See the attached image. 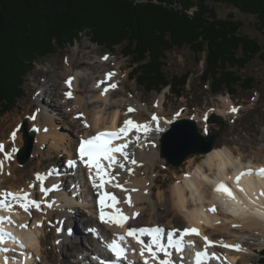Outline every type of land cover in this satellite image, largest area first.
I'll list each match as a JSON object with an SVG mask.
<instances>
[{
    "label": "bare ground",
    "instance_id": "6f19581e",
    "mask_svg": "<svg viewBox=\"0 0 264 264\" xmlns=\"http://www.w3.org/2000/svg\"><path fill=\"white\" fill-rule=\"evenodd\" d=\"M84 45L86 46H84V49H86L88 46L87 44ZM78 59L84 60L83 63L85 64L88 63L85 54L82 56L78 55ZM92 65L93 68L99 70L104 67L106 68L105 72H89L87 68L88 73L85 74V80L86 82L88 81L86 84L88 97L86 99L82 98L78 93L80 87L79 77L76 75L75 77L73 75L67 76L64 83H59V81L55 80L54 76L46 85V93L51 97V102L53 103L49 106L51 111L47 113H37V120H35V122H33V120L30 125H27L29 128L34 126L38 127V132L34 136L36 139V146L38 147L35 148V153L38 159H42L45 155V141L50 139L49 136H51L53 132L54 115H52V113L59 115L62 119H65V121L67 120V123L64 121H61V123H66L64 126L65 130L72 132L78 140L90 138L93 134H96L102 129L108 130L109 128L120 126L127 118L138 119L141 125L143 123H149L152 127L151 131L145 133L143 130H140L136 135L124 142L127 144L126 151L130 159L124 160L120 158L119 162L125 164L126 167L117 169L113 179V181L121 180L123 189L128 190L125 192L121 187L115 186L117 190H121L125 193L123 194L121 202H123L125 208L131 210V220H128L125 227L120 229L115 226L108 227L99 225L97 223L95 203L91 201L90 195H85V192H77L80 187H77L75 191L70 189L65 186L64 182H60L55 175L51 176L47 184L40 182V179L37 183L34 180L30 183H26V180H23L24 182L21 184L19 183L17 186H10L9 191H21L26 189L32 191L34 187H30V184L38 185L39 190L41 186L50 190L53 178H56L59 187H61L60 189L67 192V194L62 195L60 190L52 193L51 197L53 195L55 201L51 202V207H47V211L53 214L52 212L59 210L60 222L67 216L66 214L72 213V207L74 205H78L79 210H81L84 216L83 222L85 223L86 231L90 228H97L98 231L102 232L101 239H103L104 236H109V240H112L114 238L112 233L120 231L126 232L128 226L129 228L135 229L151 226L162 227L167 237L169 233H172L176 238L175 240L182 238L185 245L182 253H175V248L170 247V256L174 258L175 264H195L196 253L190 252L189 247H196L197 245L201 248L202 253H204V237H207L208 241L212 240L216 245L212 244L207 247V255L201 256L203 264H258L255 258V250H262V248H264V195L260 194L264 191V184L261 183L264 182V178H261V182L259 183L254 182L253 186L252 183H247L252 179V175H245L238 183L236 182V178L234 179V176L240 175V172L247 166H249V168L253 166L256 168L264 167V147H258L256 150L254 148L252 151L245 154L238 147L232 148L229 145H224L221 148L215 147L214 150L207 154L188 157L189 159L187 158L185 161L186 167L181 171L183 173L182 178H185L184 181L180 180L174 188L172 187L167 192H161L163 187L162 185L157 186L158 178L151 175L156 173L157 164L161 162L160 160L165 159L161 157L160 151L161 134L169 128V125L164 122V120L168 119H166L167 116H165V110L163 108L165 94H161V92L154 96L151 103L153 105L152 110H150L147 104H143L140 99H125L124 97L121 100H117L115 99V95L124 87L123 84L126 77L117 69L111 72L115 73V75L110 78L107 83H102L100 87H96L98 82L105 79V74L110 72H108L107 65L103 62L102 58L93 60ZM69 77L74 78V86L72 89L66 88L65 85V81ZM113 83H119L120 88L110 89L112 91L108 90L106 94L101 95L103 89ZM69 90L74 91V96L71 99L65 96V93ZM224 100L228 102V111L213 110L209 113H204L203 117L201 116L200 120H203V126H205L207 130L212 123L209 121L205 123L206 114L220 116L224 119V116L233 113L230 109L236 106L232 104L230 99ZM37 104H40V101L37 100ZM129 106L135 108V111L131 113L127 112ZM91 108H93V110H90ZM78 113H83V115L77 118ZM153 115L157 117L156 121L152 120ZM180 116H182V114ZM181 119H190L195 121L197 126L198 124L201 125L197 118H186V116H182ZM177 120L174 119L173 122ZM85 123H87V127ZM157 126H160L161 131L157 132L154 130ZM45 129L47 131H45ZM20 132V137L17 135L18 140L16 138L13 142L10 140L11 143L14 144L11 149L13 161L8 162L3 158V164L7 167L5 168L2 166V170H0V181H6L7 172L11 169V164H15L18 161V158H16L17 149H23V131L21 130ZM64 140L65 136L59 139L58 142L53 140L51 146L46 149L50 156L55 157V161L59 160V156L55 155L56 149L63 144ZM137 140H141L142 143L137 142ZM76 142H73L74 145L72 144L70 149L68 147V151L66 150V159H68V161H70L69 158L73 154ZM1 144L4 146V149L7 147L4 142H1ZM131 159H135L137 164H132ZM235 159H237V161ZM55 161L52 165L60 168V163H56ZM195 165H198V169L195 174H192L191 172ZM49 167L47 169L50 170ZM129 168L133 169L131 174L127 171ZM94 171L95 170H92V174ZM81 173H89V169L81 167ZM44 174L48 175L47 173ZM63 176L66 175L63 174ZM178 176L179 174L177 173V177ZM255 180L256 179L253 177L252 181ZM7 183L10 184L8 181ZM228 183H231L235 189L233 191L231 190L233 194L232 197L223 190H216L220 184H224L230 189L229 187H231V185ZM78 184L77 182L74 187ZM156 188L160 190L158 193H155ZM132 189H136V191H131ZM241 189H243V191H241ZM90 191L94 195L97 193V190L92 186ZM68 195H71V197L69 198ZM48 197V192L47 194L41 192L42 200L45 201ZM129 198L131 200V206L125 202ZM213 206H215V212L210 211ZM220 208L223 209V211L220 210ZM33 211L35 213H33ZM12 213L13 214L8 213V215H6L7 219L2 224V227L12 235L16 232L19 240L24 241L25 239V243L31 247H29L27 251L30 254L32 249L36 248L37 250L39 247L37 235L34 236L32 232L31 235L26 238L23 235L21 236V234L15 230L14 226L30 225L33 222V228L37 229L38 225H43L45 222L44 215L40 209L35 208H31V212L29 213ZM134 213H139V215L132 218ZM68 223H71V225L75 227L76 223L74 224L70 217L68 218ZM233 225L238 226L233 227ZM191 228L197 229L200 232L199 236L195 234L189 237L182 236V232L185 229ZM71 232L74 236L71 235ZM71 232L66 236L75 239V241H70L73 244L71 251L73 253L72 257L78 260L82 255H86V253H84L85 250L82 249V244L84 246V241H82L83 233L81 230V235H78L76 229H72ZM86 237H88V242L93 247L98 245V239H95L91 235ZM144 239L146 242H151L146 236ZM188 241L190 242L187 243ZM225 244H238L241 246L242 250L236 251L233 248L223 247ZM165 246L167 247V244H165ZM213 253L215 256L212 255ZM10 254L12 253L0 254V263H2L4 257L8 259V255L10 256ZM181 256L183 257L182 260ZM9 264H20V262L13 260L9 261Z\"/></svg>",
    "mask_w": 264,
    "mask_h": 264
},
{
    "label": "trees",
    "instance_id": "16d2710c",
    "mask_svg": "<svg viewBox=\"0 0 264 264\" xmlns=\"http://www.w3.org/2000/svg\"><path fill=\"white\" fill-rule=\"evenodd\" d=\"M217 5L257 18L264 29V0H0V117L25 96L36 61L83 33L111 52L119 46L131 61V81L148 93L170 87L182 96L189 74L169 78L164 60L184 47L206 55L201 79L213 94L227 90L236 96L238 87L253 89L256 80L237 71L257 56L264 61V47L240 33L242 22L233 15L220 18Z\"/></svg>",
    "mask_w": 264,
    "mask_h": 264
},
{
    "label": "rangeland",
    "instance_id": "374dc122",
    "mask_svg": "<svg viewBox=\"0 0 264 264\" xmlns=\"http://www.w3.org/2000/svg\"><path fill=\"white\" fill-rule=\"evenodd\" d=\"M193 11L194 10H190V13L192 14ZM217 13L222 19H226L230 15H233L235 20L242 22L240 33L256 39L264 47V29L261 30L257 18L243 14L239 10L227 5H217ZM84 44H87L88 46L86 49H84ZM19 50L20 47H18L15 54L16 56L13 57L15 62H18L20 59L19 57L16 58ZM83 54L87 57L86 61L88 63L86 64L83 63L84 60L78 59V55L82 56ZM105 54L111 55V60L104 62L107 65V70L114 71L118 69L123 76L126 77L123 84L124 87L118 91L115 95V99L121 100L124 97L125 99H140L143 104H147L150 110H152V100L156 94L160 93L155 91L148 93L142 90L135 80L131 81L129 78V74L132 71L131 61L129 58L123 57L120 47L118 46L115 52H110L102 47L93 45L89 39V35L87 36L83 33L72 45L68 43L63 44V48L60 49L57 54L36 61L35 70L29 77L28 83L25 85V96L19 100L16 107L11 112L0 117V144L1 142H4L11 151L14 146V144L11 143V141L13 142L11 135L12 132H19V128L25 122L30 125L33 121L31 117L36 113H40L41 108H48L49 112L51 111L49 106L53 103L51 102V97L46 93V85L52 77L55 76L56 81L64 83L67 76L76 75L80 80L78 93L82 98L86 99L88 97V93L86 92V84L88 81L86 82L85 80V74L88 73V69L89 72H105L106 67L99 70L93 68L92 65L93 60L101 59ZM205 56V54L200 55V57L197 56L194 52L192 53L189 47H184L167 53V57L164 60L166 66L164 67L168 77H181L189 74V80L185 91L181 94L182 96L180 98L172 94L170 88H166L162 91L161 94H165L163 108L165 110V116H167L166 119L168 118V121L173 122L174 119H181L182 116H186V118H197L201 123V125L198 124L199 132L206 134V128L200 120L201 116L203 117V114L207 113V111L208 113L213 110L228 111V102L224 99H230L234 106L241 108V112L239 115L232 113L224 116L225 128L216 143V148L229 145L232 148L238 147L241 151L247 154L254 148L256 150L258 147H264V61L257 56L247 66V69L237 71L243 79L254 78L256 80L253 89L245 91L242 87H238L236 96H231L227 90L214 95L211 92L210 83L205 84L201 79L205 69ZM37 100L40 101V104H37ZM180 109H185V111L182 113V116L178 117L176 114L179 113L178 110ZM90 110H93V108ZM52 115H54L53 132L52 135L49 136L50 139L45 141V155L42 159L36 157L35 148L37 146L35 139L34 150L32 151V156L29 161L26 164H20L18 161L15 164L12 163L11 169L7 172L6 181H0V186L2 187L0 188L2 191H8L10 186H17L19 183L21 184L24 182L23 180H26V183L32 182L34 180L33 178L38 176V173L45 171L51 166L55 161V157L50 156L46 149L51 146L53 140L58 142L63 136H65V140L63 141V144L60 143L63 146L60 145L55 153L56 156H59V160L55 162L60 163L62 167H65L68 160L66 159L67 151L71 148L72 144L74 145L73 142H76L78 138L75 137L72 132L65 130L64 126L67 123V120L65 121V119H62L55 113H52ZM61 121L66 123H61ZM33 122H35V120ZM216 128L218 129L219 126L212 123L211 126L208 127V130ZM20 134L21 132L17 135L20 137ZM193 156L200 155H191L190 157ZM235 160L237 161V159ZM0 161H2L3 166V155L1 152ZM160 161L161 162L157 164L156 173L151 176L158 178L157 186L162 185L163 187L161 192H167L172 187L174 188L180 180L184 181L185 178H182L183 173L181 171L185 169L186 162L181 167L175 168L169 165L164 159ZM197 169L198 165H195L191 173L195 174ZM177 173L179 174L178 177ZM7 181L10 182L11 185L8 184ZM159 191L160 190L156 188L155 193H158ZM84 192L85 195H88V189L86 187L83 189V193ZM220 210L223 211L221 208ZM59 212L56 210L52 212L53 214H50L47 210L42 209L45 222L43 225H38L37 229L33 228V222L30 225L26 224L28 227H21L20 225L14 226L15 230L20 233L21 236L23 235L28 238L33 232L34 236L37 235V237L41 239V245L37 250L36 248L32 249V252L29 254L30 264H83V262H85L84 259L77 260L75 257H72L73 253L71 248L73 244L68 241V239H71L72 241H75V239L65 236V233L69 230L71 232L72 229H76L78 235L81 233V230L82 233L85 232V234H83L84 237L82 241H84V246L82 244V249L85 251L94 249V247L88 242V237H85L86 227L83 222L84 216L81 210H79V206L74 205L72 207V213L66 214L72 219L74 224L76 223L75 227H73L71 223H68L69 217L67 216L64 217L62 222H60L61 219ZM71 235L74 236L72 232ZM57 241H59V243H57ZM29 247L30 246H28V248ZM255 251V258L258 261V264H261V253L264 251V248H262V250L256 249ZM86 263L87 262H85V264Z\"/></svg>",
    "mask_w": 264,
    "mask_h": 264
},
{
    "label": "snow or ice",
    "instance_id": "6c2138e0",
    "mask_svg": "<svg viewBox=\"0 0 264 264\" xmlns=\"http://www.w3.org/2000/svg\"><path fill=\"white\" fill-rule=\"evenodd\" d=\"M102 59L107 60L108 57L104 56ZM115 73H106L105 74V79L103 81H100L96 84V87H100L102 83H107V81L114 76ZM73 77H69L65 83L68 86L69 89H71L72 85V80ZM118 85L115 83L108 85V87H105L101 93V95H104L107 93L109 88L115 89L117 88ZM65 96L69 99L73 98L72 97V92L71 90L67 91L65 93ZM135 109L132 108L131 106L128 107L127 112L131 113L134 112ZM231 112L235 113L238 111L236 107H232L230 109ZM83 113H78L77 118L81 117ZM177 116L179 113L176 114ZM31 119H35V115L31 117ZM152 120L156 121L157 117L155 115L152 116ZM205 120H207V115H205ZM167 123H171L170 121H166ZM85 126L87 127V123H85ZM135 129L136 131L143 130L145 133L151 131V127L149 124H137L134 123L131 119H127L123 122V125L118 129V131L111 132V131H102L98 132L96 135L91 136L88 139H82L79 144L78 148V157L79 160L89 169V179L92 182V185L94 188L98 189H104L106 184H111L112 180L114 179V176L112 175V171H114L113 166H118L120 168H125V164H121L119 162L120 158H123L124 160H129L130 157L126 151L127 149V144L126 143H121L114 145L112 142L113 140H119L124 136H127L130 130ZM155 131L159 132L161 129L157 126ZM45 131H47L45 129ZM12 139L13 141L15 140L16 136V131L12 132ZM4 150V146L0 144V151ZM119 154V157L113 155V154ZM10 158V157H6ZM102 162H107V167H105V164ZM75 161H68V166L71 168L75 165ZM132 164H137V161L135 159H131ZM0 169H2V162H0ZM95 170V175H92V170ZM127 171L131 174L133 169H127ZM251 169L247 170V172H241L240 175L236 177V182L238 183L239 180L241 179L242 176L244 175H251L252 174ZM258 174L264 178V168L260 169ZM39 179V177H37ZM97 180H99V183H97ZM118 187H121L122 190L127 192V189H123L122 185H116ZM30 187H35V185H30ZM41 192L47 194L49 189L41 186ZM217 191H225L230 197L233 196L232 192L230 189L227 188L226 185L220 184L217 189ZM23 191V190H21ZM131 191H136V189H132ZM243 191V189H241ZM261 195H264V191L260 193ZM99 195V204L101 206V211L99 214V220L103 224H107L109 226H116L119 228H123L129 217L124 215L121 210L115 209V205L117 203L116 197L107 192V191H102L98 193ZM12 201H18L19 206L23 208L25 212H28V207L29 205L35 206L36 208H39V204L36 201H31L28 200V194L23 193V195L18 196L17 194L10 193V192H3L0 193V208L7 207L10 210L12 209ZM24 201H27V203H24ZM106 201H111V204H106ZM126 203L131 206V200L130 198L125 201ZM112 207L115 209L116 215H111V216H106L105 212L103 209L105 207ZM49 207H51V204H49ZM210 211L215 212V206H213ZM139 213H134L132 218H135V216H138ZM5 220L4 217H0V222H3ZM238 225H233V227H237ZM21 227H27V225H21ZM90 232L92 233H97L96 229H89ZM179 231V230H177ZM161 233L162 229L159 227L152 228V229H135V228H128L126 232L122 235H119L116 240H112L110 243L106 244L105 247L106 249L112 254L113 258L116 260H124L127 257V249L123 246L122 243L119 241H124L125 239L130 238L133 240L136 244L140 245L139 248V255L140 257L144 258L143 264H148V259L145 258L146 253L149 257H151L152 260L158 261V264H174L173 261L170 259V253L168 252V247L175 248L176 252L178 254L182 253L183 248H182V238L179 240H176L175 243H173L172 239V233L168 234L167 237V247L161 240ZM185 235H199V232L197 229L192 228V229H185L184 230ZM10 234L4 233L2 230H0V242H3V240L9 236ZM98 235V233H97ZM147 236L150 239V243L146 242L144 237ZM205 240V252H197L195 254L196 256V261L195 264H203V260L201 259L202 255H207V247L212 245L214 242L208 241L207 237H204ZM59 243V241H57ZM223 247H228V248H233L236 251H241V246L236 244V245H223ZM159 253H163L164 258L160 259ZM215 256V254H212ZM183 257L181 256V260Z\"/></svg>",
    "mask_w": 264,
    "mask_h": 264
},
{
    "label": "water",
    "instance_id": "95a60500",
    "mask_svg": "<svg viewBox=\"0 0 264 264\" xmlns=\"http://www.w3.org/2000/svg\"><path fill=\"white\" fill-rule=\"evenodd\" d=\"M211 123H217L219 129H214L208 136L199 132L195 121L182 119L172 123L161 136V157L173 167H180L190 155L207 154L215 148L216 142L225 128L224 119L213 116ZM28 127L24 125L25 148L20 154V163L26 164L32 156L34 148V133H28Z\"/></svg>",
    "mask_w": 264,
    "mask_h": 264
}]
</instances>
